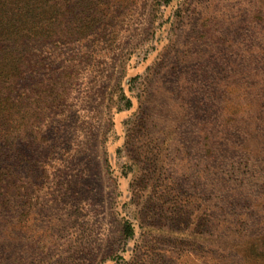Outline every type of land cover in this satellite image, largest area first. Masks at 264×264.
Here are the masks:
<instances>
[{"label":"rangeland","instance_id":"1","mask_svg":"<svg viewBox=\"0 0 264 264\" xmlns=\"http://www.w3.org/2000/svg\"><path fill=\"white\" fill-rule=\"evenodd\" d=\"M261 49L264 0H0V264H264Z\"/></svg>","mask_w":264,"mask_h":264},{"label":"trees","instance_id":"2","mask_svg":"<svg viewBox=\"0 0 264 264\" xmlns=\"http://www.w3.org/2000/svg\"><path fill=\"white\" fill-rule=\"evenodd\" d=\"M260 47H262V46H260ZM263 51H264V49H261V52H263ZM3 64H4V62H0V76H1V73H2L1 66H3ZM243 106H244V104L238 106L239 107V111L238 112H239V114H241V112H242L243 115H246L245 114L246 109ZM250 110L251 111L252 110H258V112H260V109H259L258 105L251 106ZM255 118H257V116ZM3 177H4L3 170H2V168L0 166V196H2V197L7 196L8 197L9 195H11V194H13L15 192V187H14L13 183H6L8 186L1 184V180H2ZM256 223H259L260 225H262L263 220L259 219ZM262 235L264 237V232H258V235H255L254 237H259V236H262Z\"/></svg>","mask_w":264,"mask_h":264}]
</instances>
